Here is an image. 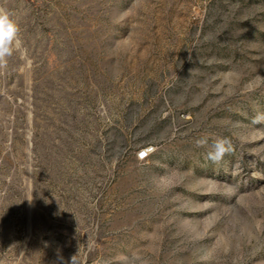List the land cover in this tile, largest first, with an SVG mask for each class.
<instances>
[{
    "label": "rangeland",
    "instance_id": "obj_1",
    "mask_svg": "<svg viewBox=\"0 0 264 264\" xmlns=\"http://www.w3.org/2000/svg\"><path fill=\"white\" fill-rule=\"evenodd\" d=\"M0 9V264H264V0Z\"/></svg>",
    "mask_w": 264,
    "mask_h": 264
},
{
    "label": "clouds",
    "instance_id": "obj_2",
    "mask_svg": "<svg viewBox=\"0 0 264 264\" xmlns=\"http://www.w3.org/2000/svg\"><path fill=\"white\" fill-rule=\"evenodd\" d=\"M20 31L19 24L12 18L11 13L0 9V68L6 66L7 58L21 46ZM205 144H207V139L197 142L198 146ZM229 147V142L226 139L216 138L211 150L207 152V159L218 162L229 151Z\"/></svg>",
    "mask_w": 264,
    "mask_h": 264
},
{
    "label": "built area",
    "instance_id": "obj_3",
    "mask_svg": "<svg viewBox=\"0 0 264 264\" xmlns=\"http://www.w3.org/2000/svg\"><path fill=\"white\" fill-rule=\"evenodd\" d=\"M150 152L151 150L143 149L142 151H140L139 157L141 159H147L149 157ZM142 153L144 154L143 156H141Z\"/></svg>",
    "mask_w": 264,
    "mask_h": 264
},
{
    "label": "snow or ice",
    "instance_id": "obj_4",
    "mask_svg": "<svg viewBox=\"0 0 264 264\" xmlns=\"http://www.w3.org/2000/svg\"><path fill=\"white\" fill-rule=\"evenodd\" d=\"M144 154L142 153L141 156H143Z\"/></svg>",
    "mask_w": 264,
    "mask_h": 264
}]
</instances>
